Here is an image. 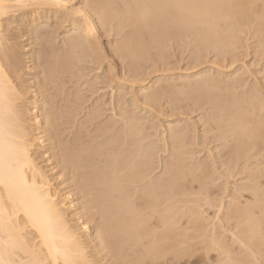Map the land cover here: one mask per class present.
<instances>
[{"label": "bare ground", "instance_id": "1", "mask_svg": "<svg viewBox=\"0 0 264 264\" xmlns=\"http://www.w3.org/2000/svg\"><path fill=\"white\" fill-rule=\"evenodd\" d=\"M71 1L0 0V264H264V97L257 89L262 84L254 79L259 86L241 94L237 91L243 73L226 75L225 89L207 70L194 75L202 77L196 85L191 83L194 87L189 85L195 96L186 95L187 104L191 112L203 111L200 122L207 127L202 130L210 135L203 144L216 143L213 147L223 152L218 158L224 157L221 163L211 152L208 166L193 156L201 141L195 125L171 122L163 135L158 126H147L144 112L138 115L142 110L155 113L151 110L157 101L174 90L169 83L164 80L167 84L145 91L142 98L148 104L131 95L127 105L130 91L113 95L115 100L111 96V112L105 117L108 109L102 108L106 104L101 96L87 105L88 96L97 95L95 87L102 76L95 74L99 77L92 80L85 72L91 70L88 64L105 63L109 82L103 81L120 90L127 84V77L122 82L126 75L134 79L128 85L134 86L145 67L155 68L157 61L163 64L169 48L173 52L189 47L196 60L208 51L217 58L231 56L241 35L257 38L262 48L264 0H80L76 9L65 8ZM16 11L27 17L24 29L32 48L27 58L24 53L29 50L23 45L16 49L17 37H9L10 26L7 31L3 26L9 14L18 16ZM103 32L120 38L111 43L105 34L108 43L102 44ZM31 70L32 79L25 80ZM149 71L146 68L145 73ZM184 87L188 89V83ZM157 114L162 115L157 112L154 117ZM148 130H155L156 139ZM43 147L50 152L46 158L52 157L62 173L63 179H58L76 196L75 200L70 196L68 207L77 212L79 226L67 215V201L53 187L55 179L38 162L36 152ZM213 174L241 176L238 182H243L226 195L225 223L219 215L207 216L208 209L217 208L218 214L223 209L222 200L216 205L212 199ZM223 191L227 194V188Z\"/></svg>", "mask_w": 264, "mask_h": 264}, {"label": "rangeland", "instance_id": "2", "mask_svg": "<svg viewBox=\"0 0 264 264\" xmlns=\"http://www.w3.org/2000/svg\"><path fill=\"white\" fill-rule=\"evenodd\" d=\"M73 1H75V2H73ZM73 1H71L69 4L71 5V6H69L70 8H72V9H76V7H79V5L81 6V2H80V0H73ZM79 2V3H78ZM74 4V5H72V4ZM17 12V14H18V16L16 15V13H11V14H9V16L10 17H6V20L4 21V23L3 24H5V25H3L4 26V29L7 31V29H9V26H10V29L7 31L8 32V35H9V37H17L15 40H14V43L16 44V45H20V43H21V41H23L22 43L23 44H21V46H19L18 45V47L15 45V48L16 49H20L21 47H22V45H23V49H32L31 48V45H30V41H28L27 40V38H28V36H27V34H26V30L24 29V26H25V28H27V17L25 16V18H24V15H22L21 13V11H19V13H18V11H16ZM21 12V13H20ZM15 14V15H14ZM19 14H21V15H19ZM12 16H14V17H12ZM22 18H21V17ZM18 20H17V19ZM11 19V20H10ZM12 19H15V20H13V22H14V24L13 23H11L10 24V22H12ZM20 19V20H19ZM24 19V20H23ZM26 19V20H25ZM9 21V22H8ZM21 23H20V22ZM22 21L24 22L23 23V25H22ZM53 22H54V20H53ZM55 23V22H54ZM54 23H53V25H54ZM9 24V25H8ZM15 24H19L18 25V27H19V29H18V27H17V25H15ZM26 24V25H25ZM8 25V26H7ZM13 25H15L16 27H15V29L17 30V32L19 33H17L16 32V30L14 29V30H12V27H14ZM20 25H21V27H20ZM7 28V29H6ZM22 28H23V30H22ZM12 30V31H11ZM11 31V32H10ZM23 31V33H21ZM25 31V32H24ZM62 31V30H61ZM60 30L58 31V32H61ZM10 32V33H9ZM11 33H13L12 34V36H10L11 35ZM15 34H18L17 36L15 35ZM20 34H22L21 35V38H23V39H26V41L25 40H23V39H20L19 40V38H20ZM106 34V36L107 37H105L104 35ZM107 34H109L110 36H112L113 34L112 33H106V32H103L102 33V35H101V37H100V41H102L101 43L102 44H107L108 42H110V40H112L111 41V43H113V42H115V40L117 39V37L118 38H120V36H112V37H110L109 35H107ZM23 36V37H22ZM106 38V40L108 41V42H106L105 41V38ZM243 36V37H242ZM245 35H241V40H238V42L233 46V48H234V50H233V53H234V51L236 52V54L234 53V54H232V53H230V55L231 56H229V54H224V55H220V57H219V55H218V58H217V56L216 55H212V54H214V53H212V52H210V51H208V55H207V52H202L201 53V55H200V60L202 61L201 63H200V60L199 59H197L196 60V57L195 56H193V54H191L190 52L188 53V51H189V47H188V50H187V48H185V49H183L182 48V50H180V48H179V51H183L182 53L181 52H179L178 51V49H177V51L175 50V48L173 49V52L171 51L172 50V48L170 49H168L167 50V54H169V55H164V60H165V62H163V64H162V62H159V61H157L156 62V64H157V67H156V65H155V68H152V67H154L153 65L151 66V67H145V69H144V71H143V75H142V79H141V77L138 79V78H136L135 79V81H136V83H134V81H133V84H134V86H129L132 82H131V80H134L133 78H131L130 76H125L124 78L125 79H123V76H122V82H124V80H125V82H126V80H127V78H128V80H127V84H126V86L123 84L122 86L123 87H121L120 88V90L117 88V86H115L114 85V83H112L111 85H108V84H106V83H108L109 82V80H108V78L106 77L105 78V76H106V72H105V70H106V67H105V63L104 64H102L100 67L98 66V65H96V64H94V63H91V64H88L90 67H91V70L90 69H87L85 72H86V74H88L89 72L91 73V74H93L92 72H94V74L91 76V74H90V76H89V74H88V76L92 79V80H94V78H95V76L96 77H99V76H102V78H99V80H97V82H98V84H99V86L97 85L95 88H96V90H98L96 93H97V95H91V94H89V95H91V96H88V100H90L89 102H88V104L87 105H90V104H92V103H95V100H97V99H99V98H101V99H99L100 101H103V102H105V104H106V106H103L102 108L104 109V107H105V109H108L107 110V112L104 114V116L106 117V114H107V116H108V114H109V111H110V105H109V101L111 100L110 98H111V96H112V98H114L113 100H115V96L117 95V97H118V95H119V93L121 94V92H122V94H127V93H129V91H130V93L128 94V95H126L127 97H126V99H125V102H126V104L128 105L129 104V102L131 101V97L132 96H136V98H138L139 99V103L140 104H148V102H145V101H143V98L142 97H144V95L146 94L145 93V91L146 92H148V91H151V88L153 89V88H157V86H158V83L159 84H167V83H169V84H167L168 86H169V88L170 89H174V90H172V92L171 93H169V94H166V95H168L167 97H166V95H164L163 97H161V98H166V99H160V100H158L157 102L158 103H156L157 104V106H156V108H157V112L158 113H160V114H162L161 116H158V114H157V116L156 117H154L155 116V113H157L156 111H155V109H153V110H151V108L149 109V110H151V111H154L155 113H153V114H148L145 110H142V111H139L140 109H138L137 111H139L138 112V115H140L141 114V112H144V113H142V115H145L146 114V116H144V117H146V120L148 121L147 122V126H150V125H156V126H158V127H156V128H159V129H157V131L158 130H160L161 131V129H162V131L160 132V131H158V133H161V134H163V135H165L166 134V130H167V127H169V125H172V123L174 122V123H181V124H183V122L186 124V125H188L190 128H194L195 126H196V128H197V130H195V132L197 133L196 134V137H199L200 138V140L201 141H199V144H200V146L199 145H197L194 149H193V153H194V158H198V159H195V161H201V162H205V160H206V162L207 163H209L208 164V166L209 165H211V162H210V160L209 159H211L210 157H209V154H211V152H212V156L217 160H219L221 163H222V161L224 160V157H223V159L221 158V160L219 159L220 158V156L222 157V151H221V149L220 148H218V149H216V148H214V147H216L217 146V144L216 143H211V144H209L210 145V147H209V145H204L203 144V142H205V140H207L208 138H209V134H204V130L206 129L205 127H207V124L206 125H204L203 124V122H200V119H202V115H201V112L203 113V111H197V112H191L192 111V108H191V110H190V107H189V105L187 104V101L189 100L188 99V97L190 96V97H194L195 96V93H193L194 91H193V89L194 88H192V87H194V85H196V80H198V78H200V77H202V76H196V77H194V75H197V74H200V73H203V71L205 72L206 70H207V72L210 74H212V75H214V79H215V82L217 81L216 79H218V81H217V84L216 85H218L221 89H225L226 87H227V85H224L225 83H227L226 81L227 80H229V78L230 77H233L234 75H236V74H242V76L240 75V79H241V81H242V88L241 89H238V91L237 92H240L241 90H246V91H249V90H252V88L253 87H255V88H257L260 84H262V85H260V89L259 88H257L258 89V92L260 93V94H262V96L264 97V45H262V48H260L259 47V44H258V42H257V38H250L249 36L250 35H248V39L246 38V37H244ZM13 37V38H14ZM27 37V38H26ZM108 37H109V39H108ZM114 38H115V40H114ZM251 39V40H250ZM253 39H256V40H253ZM243 40H245V41H243ZM17 41V42H16ZM20 41V42H19ZM57 42H58V40H56ZM239 41H240V43H239ZM251 41V42H250ZM255 43H254V42ZM248 42V44L250 45H248L247 47H246V43ZM28 43V44H27ZM242 43H243V46H242ZM245 43V44H244ZM254 43V44H253ZM26 44V45H25ZM241 45V46H239V45ZM256 44H258V45H256ZM25 45V46H24ZM256 45V46H255ZM29 46V48H27ZM239 46V47H238ZM245 46V47H244ZM252 46H253V48H252ZM25 47V48H24ZM254 47H256V48H258L259 47V49H257L256 50V48H254ZM34 48H36V47H34ZM235 48H239L241 51H243L244 49H245V51H244V53L243 52H241L239 49H235ZM242 48H243V50H242ZM23 49L22 50H20V52H25V50L23 51ZM249 49V50H248ZM253 49H254V51H253ZM27 50V51H28ZM247 50V51H246ZM256 50V51H255ZM261 50L263 51V52H261ZM176 51V52H175ZM239 51V52H238ZM249 51V52H248ZM172 52V53H171ZM238 52V53H237ZM247 52V53H246ZM251 52H253V53H251ZM261 52V53H260ZM28 53V54H27ZM178 53H179V55H178ZM211 53V54H210ZM241 53V55H239ZM259 53V54H258ZM24 54H26L25 55V57L27 58L28 57V55L29 54H31V50H29V52H25ZM172 54H175V55H172ZM189 54V55H188ZM202 54H204V55H202ZM245 54H248V56L246 55L245 56ZM178 55V56H177ZM183 55V56H182ZM188 55V56H187ZM193 56V57H191V56ZM205 55H206V57H205ZM226 55V57L224 58V56ZM234 55H236L237 57H239L240 56V58L238 59L236 56H235V58L233 57ZM239 55V56H238ZM243 55V56H242ZM256 55V56H255ZM168 56V57H167ZM170 56V57H169ZM174 56V57H173ZM203 56V57H202ZM216 56V58H214ZM241 56H242V58H241ZM255 56V57H254ZM259 58H258V57ZM201 57H202V59H201ZM207 58V59H205V58ZM222 57H223V59H222ZM24 58V57H23ZM26 58H24V59H26ZM193 58V59H192ZM231 58V60H229V59ZM237 58V59H236ZM189 59V60H188ZM223 61H222V60ZM226 59V60H225ZM234 59V60H233ZM236 59V60H235ZM243 59V60H242ZM262 59H263V61H262ZM214 60V61H213ZM218 60V61H217ZM221 60V61H220ZM172 61V62H171ZM195 61H197V63L195 62ZM199 61V62H198ZM231 61V62H230ZM232 61H233V63H232ZM27 62V61H26ZM190 62H191V65H190ZM206 62V63H205ZM212 62V63H211ZM228 62V63H227ZM159 63H160V65H159ZM189 63V64H188ZM194 63V64H193ZM206 64V65H204L203 64V66L201 65V66H199L200 64ZM232 63V65H230ZM94 64V69H95V71H96V68H97V71L99 70V68H100V70L98 71V72H95L94 71V69H92L93 68V65ZM116 64L118 65V69L120 68V66H119V63H117L116 62ZM124 66H125V68L127 67V65H126V63L124 62ZM211 64H214V65H211ZM30 64H28V66H29ZM159 65V66H158ZM161 65H162V67H161ZM163 65H164V67H163ZM209 65H211V67L209 66ZM88 66V67H89ZM147 66H149V65H147ZM197 66H198V68H199V70L197 69ZM214 66V67H213ZM216 66V67H215ZM217 66H219V68H217ZM243 66H245L244 68H243ZM99 67V68H98ZM161 67V68H160ZM104 68V69H103ZM144 68V67H143ZM146 68H147V71H149L151 68L153 69H151L149 72H146V73H148V74H146L145 73V71H146ZM150 68V69H149ZM156 68H159V69H161V70H156ZM178 68V69H177ZM195 69V70H192V69ZM210 68V69H209ZM211 68H213L212 69V72H211ZM215 68H217V69H215ZM224 68V69H223ZM242 68H243V70H242ZM246 68V69H245ZM30 69H31V67H30ZM162 69H164V70H162ZM170 69H172L173 70V72H174V74H171L170 72L172 71V70H170ZM219 69V71H217ZM221 69V70H220ZM230 69V70H229ZM245 69V70H244ZM260 69H261V71H260ZM170 70V71H169ZM177 70V71H176ZM188 72H187V71ZM189 70H191V71H189ZM227 70V71H226ZM32 71L33 70H31L30 71V73H31V75H28L27 77H25L24 79L25 80H28V77H30L29 79H32V77H33V73H34V71H33V73H32ZM156 71V72H155ZM169 71V72H168ZM180 71V72H179ZM185 71V72H184ZM200 71V72H199ZM235 71V72H234ZM245 73H244V72ZM246 71H248V72H246ZM153 72H155L154 74H153ZM158 72V73H157ZM167 72H168V74H167ZM190 72H191V74H190ZM197 72V73H196ZM217 72V73H216ZM234 72V73H233ZM260 72V73H259ZM26 73H28V74H30L28 71L26 72ZM101 73V74H100ZM157 73V74H156ZM170 73V74H169ZM184 73V74H183ZM193 73V74H192ZM218 73H221V74H219V76H220V78H219V76H218ZM95 74H97V75H99V76H97V75H95ZM145 74H146V76L147 75H149V77L147 76V77H145ZM152 74V75H151ZM162 76V78H161V76ZM167 74V75H166ZM187 74V75H186ZM189 74V75H188ZM150 75H151V78H150ZM155 75V76H154ZM157 75V76H156ZM186 75V76H185ZM203 75V74H202ZM229 77V78H227V76ZM87 76V77H88ZM94 76V77H93ZM144 76V77H143ZM167 76V77H166ZM173 76H174V78L175 77H177L176 79H174L173 78ZM186 78H185V77ZM192 76V77H191ZM218 76V77H217ZM222 76V77H221ZM89 77L87 78L88 80H89ZM127 77V78H126ZM159 77V78H158ZM181 77V78H180ZM148 78H150V79H148ZM165 78V79H164ZM183 78H184V80H183ZM195 78V79H194ZM226 80H225V79ZM243 78V79H242ZM257 78V79H256ZM105 79V81H107L106 83H105V81H103ZM130 79V80H129ZM140 79H141V81H140ZM146 79V80H145ZM168 79V80H167ZM170 79V80H169ZM187 79H188V81H187ZM221 81H220V80ZM256 81H255V80ZM148 80V81H147ZM152 80V81H151ZM157 80V81H156ZM167 82V83H164L165 81ZM174 82H173V81ZM178 80V81H177ZM192 80V81H191ZM246 80V81H245ZM33 80H30V82H28V84L29 83H31ZM129 81V82H128ZM143 81V82H142ZM159 81H161V82H159ZM184 82V81H187V82H185V83H188V89H187V87H184V84H179L180 82ZM258 82V84L256 83V84H254L255 82ZM139 82H141L140 84H139ZM146 82V83H145ZM195 82V83H194ZM223 82H225V83H223ZM130 83V84H129ZM144 83V84H143ZM176 83H178V84H176ZM191 83H194V85H192ZM129 84V85H128ZM150 84V85H149ZM173 84H175V86H176V89H175V86H173ZM191 84V86H189ZM254 84V85H253ZM101 85V86H100ZM138 85V86H137ZM149 85V86H148ZM152 85V86H151ZM157 85V86H156ZM171 85H172V88H171ZM180 85V86H179ZM246 85V86H245ZM250 85H251V87H250ZM257 85V86H256ZM32 86H33V84H32ZM104 86H106V87H104ZM115 86V87H114ZM125 86V87H124ZM154 86V87H153ZM156 86V87H155ZM182 86L184 87L183 89H182ZM99 87V88H98ZM101 87V88H100ZM105 89H104V88ZM108 87V88H107ZM109 87L111 88V89H109ZM128 87H133V88H128ZM180 87V88H179ZM122 88H124V89H122ZM168 88V89H169ZM250 88V89H249ZM34 89V88H33ZM32 89V92H34V90ZM110 91H109V90ZM117 89H118V91H117ZM127 89H129V90H127ZM145 89V90H144ZM148 89V90H147ZM187 89V91H185ZM191 89V90H190ZM101 90H102V92H101ZM106 92H105V91ZM143 90V91H142ZM176 90V91H175ZM183 90V91H182ZM110 93H109V92ZM113 93H112V92ZM120 91V92H119ZM131 91H133L134 93H132L131 94ZM178 91V92H177ZM181 91V92H180ZM101 92V93H100ZM117 92V93H116ZM124 92V93H123ZM141 92V93H140ZM175 92V93H174ZM177 92V93H176ZM95 93V94H96ZM138 93V94H137ZM139 93H140V95H139ZM180 93V94H179ZM193 93V94H192ZM241 94H242V91L240 92ZM98 94H100V95H98ZM107 94V95H106ZM110 94V95H109ZM144 94V95H143ZM259 94V95H260ZM107 97H106V96ZM113 95H115V96H113ZM132 95V96H131ZM143 95V96H142ZM174 95V96H173ZM186 95H188V97L186 96ZM32 96H33V94H31V98H32ZM101 96V97H100ZM129 96V97H128ZM131 96V97H130ZM140 96V97H139ZM261 96V97H262ZM34 97V96H33ZM108 98V99H106V98ZM187 97V98H186ZM97 98V99H96ZM105 98V99H104ZM141 98V99H140ZM186 98V99H185ZM117 99V98H116ZM172 99V100H171ZM32 100V99H31ZM112 100V101H113ZM142 100V101H141ZM166 101V103H165V101ZM176 100V101H175ZM184 100V101H183ZM145 102V103H144ZM159 102H162V103H160L159 104ZM172 102V103H171ZM175 103V104H174ZM178 103H180V104H178ZM185 103H186V105H185ZM189 103V102H188ZM162 104V106H160ZM164 104V105H163ZM109 105V106H108ZM151 105V104H150ZM166 105V106H165ZM170 105V106H169ZM173 107H172V106ZM179 105V107H182V105L184 106V107H182V108H179V107H177L176 108V106H178ZM152 107H155V106H153V104L151 105ZM158 106H159V108L160 107H162L161 109L162 110H159L158 109ZM29 107V106H28ZM31 107V106H30ZM109 107V108H108ZM187 107L189 108L188 109V111H190V112H188L187 110H185V109H187ZM167 108V109H166ZM176 109V110H174V109ZM178 108H179V112H178ZM185 108V109H184ZM167 110V111H166ZM171 110H173V112H171ZM186 112H185V111ZM166 111V112H165ZM182 111H183V113L185 114V116L183 117V115L184 114H182ZM111 112V111H110ZM170 112V113H169ZM198 112H200L199 114H198ZM164 113H165V116L168 118V119H166L165 118V116H164ZM147 114H148V116H147ZM174 114H175V116H174ZM179 114V115H178ZM197 114V115H196ZM141 115V116H142ZM152 115V116H151ZM167 115H169V117H170V119H169V117L167 116ZM177 115V116H176ZM182 116V118H177V117H181ZM200 117H199V116ZM104 116H102L103 117V119H104ZM151 116V117H150ZM174 116V117H173ZM187 116V117H186ZM189 116V117H188ZM33 117V115L31 116V118ZM109 117V116H108ZM147 117H149V119L147 118ZM153 117V118H152ZM159 117H161V118H158ZM154 118H156V119H154ZM162 118H164V119H162ZM189 120H188V119ZM152 119V120H151ZM154 119V120H153ZM180 119V120H179ZM190 119H191V122H190ZM150 120V121H149ZM156 120V121H155ZM158 120V121H157ZM175 120H176V122H175ZM184 120V121H183ZM194 120V121H193ZM152 121H153V123H152ZM157 122V124L155 123V122ZM196 121V122H195ZM158 122H159V124L160 125H158ZM162 122V123H161ZM172 122V123H171ZM187 122H188V124H187ZM194 122V123H193ZM199 124H198V123ZM168 123H169V125H168ZM173 123V124H174ZM193 123V124H192ZM202 124V125H201ZM162 125V126H161ZM191 125V126H190ZM195 125V126H194ZM165 126H166V128H165ZM199 126H201V127H199ZM161 127V128H160ZM203 127V128H202ZM163 128H165V129H163ZM195 128V129H196ZM202 129H204V130H202ZM156 130V129H155ZM155 130L153 131V130H148L147 132H149L150 134H152V138L151 139H156V137L155 136H153L154 135V133H155ZM165 132H164V131ZM199 131V132H198ZM203 131V132H202ZM200 133V134H199ZM204 134V135H203ZM201 135V136H200ZM204 137V140H203V137ZM202 138V139H201ZM203 141V142H202ZM203 145V146H202ZM213 145H215L214 147H213ZM198 147V148H197ZM199 147L202 149V150H198L199 149ZM214 149V151L212 150V148ZM189 148H191V146H189ZM204 148V149H203ZM207 148V149H206ZM212 150H210V149ZM42 149V150H41ZM40 150H38V152H36L38 155V162L40 163V166H42V167H44V165L47 167H44L45 168V170H48V171H46V172H49L48 173V175L52 178V179H55L53 182L55 183V181H56V183L54 184L53 183V187H58V191H60V195H61V197H63V196H65V197H63L62 199H64V202H65V200L67 201V202H65V209H67V211H66V213H67V215H69V216H71V217H69V218H71L72 220H73V224L75 223L76 224V226L78 225L79 226V223H77V222H75L76 221V217H75V215H76V211L74 210V209H72L71 207H68L69 205H70V203H69V201H70V199H71V197L73 196L74 197V192L73 191H71L70 190V188H67V187H69V185L67 184V183H62V179H63V176H62V173H59L60 171H59V168H55V162H52V161H50V160H53L52 159V157L50 158V160L48 159V158H46V157H49L50 156V152H46L45 153V151H47V148H45V147H43V148H41ZM205 150L207 151L208 150V152H205ZM218 150V151H217ZM39 151H41V152H39ZM43 151V152H42ZM197 152V154L195 153V152ZM200 151H201V154H200ZM203 152V153H202ZM216 152V153H215ZM219 154H218V153ZM222 152V153H221ZM205 153V154H204ZM208 153V154H207ZM215 153V154H214ZM45 154V155H44ZM47 154H48V156H47ZM217 154V155H216ZM39 155H41V156H39ZM44 157H43V156ZM215 155V156H214ZM218 155H219V158H218ZM43 159V163H41L42 162V159ZM45 158V159H44ZM47 159V160H46ZM204 159V160H203ZM209 162H208V161ZM54 161V160H53ZM47 162H51L50 164H52V165H50L49 163L46 165V163ZM205 162V163H206ZM217 162V165H219L220 166V163L218 162V161H216ZM50 169V170H49ZM56 169V170H55ZM57 169H58V171H57ZM219 169H221V170H223L222 168H219ZM56 171H57V173H56ZM53 172L55 173L54 175H53ZM220 172H222V171H220ZM220 172H219V170H218V174H220ZM50 173H51V175H50ZM59 174H61V176L59 175ZM217 174H213V178H214V176H215V182H214V186L216 185H218V187L216 188V186H215V188L213 187V189L215 190V191H213L214 193H215V195L213 196V200H215V204L216 205H219V200H222V202H223V204H222V207H223V209L225 210V212L223 211V209L221 210V214L219 213L218 214V212H215L214 213V211H217V208H211V209H208L207 210V213H208V215L207 216H209L210 215V218H212L214 215H219L218 217L221 219V221H222V219H223V221L225 220V218H226V208L228 207L227 205H229V204H227L226 205V203H228V201L227 200H229V197H228V199H225V198H227L226 197V195H228V193H232L233 192V190H234V188H236L237 187V185L239 186L240 184H242L243 182H238V181H240V177L241 176H235V177H226V176H221V175H217ZM56 176V177H55ZM60 176V177H59ZM221 176V177H220ZM55 177V178H54ZM219 177V178H218ZM56 178H57V180H56ZM58 178H62V179H58ZM221 178V179H220ZM220 179V180H219ZM229 179V180H228ZM60 180V181H59ZM222 180V181H221ZM224 181V182H223ZM60 182V183H59ZM216 182H217V184H216ZM219 182V183H218ZM233 183V184H232ZM236 183V184H235ZM240 183V184H239ZM60 186H59V185ZM65 184H66V187H65ZM220 184V185H219ZM229 184V185H228ZM231 184V185H230ZM65 187L64 188V190H62L63 189V186ZM68 185V186H67ZM222 185V186H221ZM235 185V186H234ZM62 187V188H61ZM230 187L231 188H233V189H231L230 190ZM223 188H227V191L225 192V193H227V194H224V191H223ZM68 189V190H67ZM217 189V190H216ZM61 191H62V193L64 194V195H62V193H61ZM67 191H69L68 193H66ZM221 193H220V192ZM230 191V192H229ZM232 191V192H231ZM71 194V195H70ZM223 195V196H222ZM225 195V196H224ZM66 196H67V198H66ZM71 196V197H70ZM69 197V198H68ZM72 197V199H74L75 200V198H76V196L73 198ZM219 197V198H218ZM223 198V199H222ZM68 199V200H67ZM224 200V201H223ZM63 202V203H64ZM69 204V205H68ZM66 205H67V208H66ZM71 206V205H70ZM70 208H71V210H70ZM72 211V212H70V211ZM223 211V212H222ZM74 215L73 216V218H72V214ZM212 215H211V214ZM214 213V214H213ZM223 213H224V215H225V217H223L224 215H223ZM221 215H223L222 217H221ZM212 216V217H211ZM75 217V218H74ZM209 221H212V220H209ZM215 221V220H214ZM222 221V222H223ZM226 221V220H225ZM225 221L223 222V223H225ZM93 222H91V224H92ZM91 224L89 223L88 225H90L91 226ZM94 224H92V226H93ZM89 226V227H90Z\"/></svg>", "mask_w": 264, "mask_h": 264}, {"label": "snow or ice", "instance_id": "3", "mask_svg": "<svg viewBox=\"0 0 264 264\" xmlns=\"http://www.w3.org/2000/svg\"><path fill=\"white\" fill-rule=\"evenodd\" d=\"M65 8L69 7L68 5H64Z\"/></svg>", "mask_w": 264, "mask_h": 264}]
</instances>
